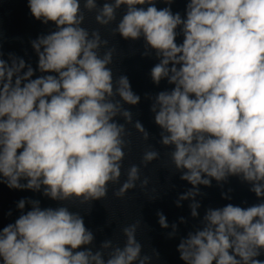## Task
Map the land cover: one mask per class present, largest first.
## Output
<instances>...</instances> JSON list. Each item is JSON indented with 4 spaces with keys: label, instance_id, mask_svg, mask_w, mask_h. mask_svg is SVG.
Instances as JSON below:
<instances>
[{
    "label": "clouds",
    "instance_id": "9594fccd",
    "mask_svg": "<svg viewBox=\"0 0 264 264\" xmlns=\"http://www.w3.org/2000/svg\"><path fill=\"white\" fill-rule=\"evenodd\" d=\"M158 2L166 6L158 8ZM173 2L28 0L32 17L54 27L30 41L36 68L13 52L5 59L0 46V183L42 193L59 206L20 199L21 214L0 229V264L153 262L137 240L140 220L122 228V246L106 239L95 248L83 215L68 206L78 201L90 212L110 185H120L117 198L138 182L141 189L149 185L140 165L122 173L131 144L127 126L150 139L125 107L138 105L141 97L127 75L114 74L116 48L99 28L83 26L86 13H95L103 28L115 24L112 35L143 41L141 55L158 61L150 70L152 82L173 86L145 93V99L160 129L159 143L170 149L179 178L192 186L176 206L191 200V216L199 217V186L215 180L222 187L230 177L250 185L258 198L247 207L207 208L199 226L180 238L179 258L184 264H264V0H187L183 16L172 11ZM159 158L150 146L141 165ZM157 216L168 229L165 215ZM180 223L187 220L180 217ZM177 233L173 223L168 237ZM153 255L159 257L154 249Z\"/></svg>",
    "mask_w": 264,
    "mask_h": 264
},
{
    "label": "water",
    "instance_id": "95a60500",
    "mask_svg": "<svg viewBox=\"0 0 264 264\" xmlns=\"http://www.w3.org/2000/svg\"><path fill=\"white\" fill-rule=\"evenodd\" d=\"M27 2L28 0H0V46L5 59H7V53L13 52L36 68L38 58L31 48L30 41L42 33L46 34L54 25L51 23L44 25L32 17ZM99 2L102 3L103 0ZM186 3L187 0H174L171 6L172 11L179 12L183 16ZM165 6L163 2L157 3L158 8ZM94 17L95 13H86L83 26L90 30L99 28L102 37L109 40V46L116 48L112 65L114 74L127 75L133 91L141 97L138 105H125V107L130 108L134 114L133 119L140 120L150 133V139L144 141L131 125L127 126L131 132L129 137L131 144L125 149L126 157L122 173H126L127 168L132 164L140 165L141 178L148 177L149 185L146 189H141L138 182L137 187L130 190L123 198L113 195L120 185H110L107 197L94 201L90 212L89 205H81L78 201L68 202V206L72 211H78L83 215L86 227L94 233L95 248H99L101 242L106 239H111L114 244L118 243L122 246L125 239L122 228L140 220L137 240L143 245L142 255L153 256L152 264H184L177 251L179 240L186 236L188 231L199 226L200 219L207 208L223 207L228 203L247 207L258 203V198L249 190L250 185L242 183L237 177H230L222 187L217 185L215 180L212 181L211 187L199 186L203 193L202 196L196 197L201 203L198 209L199 217L191 216L189 208L191 200L182 201L180 207L176 206L175 201L179 195L192 186L179 178L180 174L175 172L168 155L170 149L159 143L160 129L154 123V117L150 111L151 101L145 99V93L154 95L173 86L167 81H161L158 86L152 82L150 70L158 61L154 55L151 57L141 55L143 41L133 42L124 40L119 35H112L110 28L115 27V24L110 28H103L96 24ZM177 42H182V37H178ZM101 51L103 52V49ZM36 75L40 73L37 71ZM120 122L123 123V120L120 119ZM150 146L160 152V158L144 167L141 165V157ZM125 179L126 175L122 174L121 183ZM229 189H231L230 192ZM222 192L230 195L231 199H224ZM154 196L158 198L151 200ZM22 198L39 199L41 207L59 206V202L44 197L42 193L9 189L5 184L0 183V229L13 223L21 214L16 204ZM29 209L30 205H26L24 211ZM10 211L12 214L8 215ZM158 211L167 218L168 229L160 227ZM180 217H184L187 223H180ZM173 223L177 224L178 233L175 238L170 239L168 232L171 231ZM153 249L159 253L158 258L153 255ZM260 259H264V256Z\"/></svg>",
    "mask_w": 264,
    "mask_h": 264
}]
</instances>
